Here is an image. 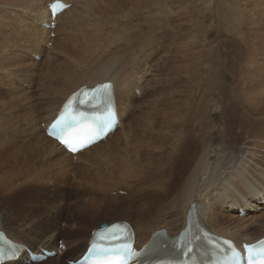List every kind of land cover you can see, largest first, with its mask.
<instances>
[{"label": "rangeland", "instance_id": "374dc122", "mask_svg": "<svg viewBox=\"0 0 264 264\" xmlns=\"http://www.w3.org/2000/svg\"><path fill=\"white\" fill-rule=\"evenodd\" d=\"M175 1L161 0V2H165L167 5L170 4V2L174 3ZM178 1H177L178 3L175 2L177 5L173 3L168 5L170 9L169 13L164 12V13L159 14L160 16L159 15L154 16L153 14L148 13L149 11L132 13L133 9L132 10L130 9L132 12L129 10L128 14H125L124 17H122L121 19L118 17L116 18V16L112 17V15L104 14L102 11L100 12L102 8L100 0H80V5L76 10V14L74 16H71L70 18L71 24L69 25L70 27L67 30L69 37L72 39L71 50L68 53L54 54L52 53V49H50L51 47H49L48 45L46 59L53 56L52 59L50 61L47 60V61L42 62V58L40 56L32 55L31 58L35 63L34 64L31 63L32 66L30 65L29 68H25L24 70L23 69L12 70V67H14L16 64L15 62L12 63L9 61V59L10 58L12 59V57L7 54H12V53L19 54L20 52L19 49H21L23 45H27V48H29V50L31 49V51L34 52L30 40H28L27 37L23 34L24 33L23 30L25 29L30 30L29 24H27V21H26L28 19L27 14L24 12H17V16H16L12 14H3V12L0 11L1 13L0 17L1 16L3 17L4 24L5 25L7 24L6 27L9 25L10 22H12L11 24L13 25V27L9 25V27L12 30L9 28H7L6 30V36H4L5 38L4 41L6 40V42L4 43L3 40H0L1 41L0 42L1 44L0 52L7 50L9 46L14 47V50L11 53H6L5 51L4 54H2L4 56L1 55L0 57V59L2 58L1 60L4 62L3 63L0 60V65H1L0 66V93H1L0 94V98H1L0 99V131L3 132L5 128H8V127L10 129L9 131H11V128L13 126H14L13 127L14 129L17 128L16 130L17 133H15L14 135V138L16 139L12 138L10 140H6L5 137L4 138L2 137L8 143L9 142L12 143V144L9 143L12 150L10 148L6 150L5 149L3 150L0 148L2 152L4 151L3 152L4 154L0 151V182H1V178L5 176L7 178L9 177L10 183H13V184H11L12 185L11 189L5 190L6 194L2 192L0 193V209H3L5 211L8 210L6 212L10 214L11 219L12 218L14 219V214H19V220L17 224L29 222V223H32L33 226H37L38 223L42 224L46 220H49L52 223L53 221L57 219V221L53 225L54 227L53 229H57L58 227L59 231H62L63 233L60 235V238H59L58 249L60 251H63V252L65 251L66 246L63 245L64 241L73 242L76 239H80V242L83 241L85 237L87 236L89 230L97 226L101 221H105L104 223H110L117 219L124 218L125 216L129 217V215H131V220L133 218L132 221L135 222L136 224L138 223V225L141 226L142 224L147 223L152 218H154V216L157 213V205H158L159 194H160L158 191H161L160 184H162L163 182L167 183L165 185H167L168 187V182L172 180V178L170 177L172 175V172L176 170L178 171L181 165L180 156L183 154L184 151H182L183 148L181 150H178L179 148L178 142L181 139H183L185 135H189L187 134L189 133V124H191V134L192 135L200 139H202V137L204 139L206 138V144L205 143L203 144L204 146H206L205 148L211 149L213 145H216V144L219 145L220 142L222 141L223 142V143L221 142L222 147L223 149H225L224 150L225 152L227 151L228 155L230 152V154L234 153L235 156L239 157L241 156L240 154H242L243 151L247 149L253 150L256 153L264 154V148H263L264 147V119L262 120V118H264V102H263L264 101V88H263L264 86L261 87L263 89V90L260 89L261 92L255 91L253 90V88L254 87L256 88V86L250 85L252 81L251 83H249L247 81V77L246 79L245 78L243 79V77L239 75V73L241 74V72H239L240 71L239 69L240 67L244 66L247 56L249 57L252 55L253 59H255L256 56H254L252 52L250 51H248V55L247 53H245L247 51V50L245 51L246 48L243 50L242 43L240 44V42L237 40L239 36L238 33L230 31V30L228 32L227 29L223 26H221V31L220 32L218 31L219 18L223 16L224 14L232 15L234 13V8L236 9V14H237V7H238V4L240 3L239 2L240 0L239 1L238 0L237 1L236 0H193L192 1L191 0L192 2H190V0H187L188 3L185 0H181V1L178 0ZM252 1L254 0H248V2L245 0L244 1L241 0L242 4L241 3L240 4L243 5L244 8L247 6L248 8L247 7L246 8L249 10L250 2ZM27 2H29V0H19L17 4L18 5L21 4L22 6L26 5L22 7V9L25 11H28L29 4ZM182 2L183 4L186 3L189 6L190 5L192 6V4L195 3L196 5H193V7L196 9L195 10L192 9L193 7L188 8L187 9L188 14L187 13L184 14L183 12H186L185 8H184L185 11L184 10L179 11L174 7V6L178 7V4H179V7L182 6L183 4L180 5ZM244 2H247V3H244ZM258 2H259L258 10L262 11V14L264 16V7H263L264 0H259ZM163 4L164 3L158 5L159 10L161 9L159 12H161L162 9H165V6ZM39 5L41 6V8L39 6V10L46 7L44 1L39 3ZM171 8L173 9L175 8L174 9L175 11L172 10L171 12ZM96 9L98 12L95 11ZM191 9H192V13L189 14V12H191ZM157 10L158 9H156V11ZM178 11L179 13L181 12L180 13L181 15L184 14L183 18L181 17V15L180 16L177 15L179 14ZM193 11H194V14H193ZM195 11L197 12V14L195 13ZM101 13L103 14V16L105 15L106 18L103 17ZM135 13H137V15ZM133 14L136 16H134ZM186 14L188 16L185 19ZM19 16L21 19L18 18ZM95 16H98V17H95ZM107 16H108V20H107ZM131 16L132 17L134 16L133 19ZM109 17L111 20L109 19ZM164 17H165V20H163ZM168 18H170L169 23L166 22ZM136 19L137 20L139 19V20L137 21ZM183 20H184V24H183ZM150 21L153 24H151ZM164 22L168 25H165ZM112 23L113 24L115 23V24L113 25ZM161 23H163L164 25ZM105 24L106 26L104 27ZM148 24H149V27H148ZM14 25L17 26V28ZM115 25H116V29L118 28L117 30L115 29ZM180 26H181V29H180ZM98 27L99 29H97ZM109 27H112V28H109ZM174 27H177L176 28L177 30L174 29ZM13 28L14 29L16 28V29L13 30ZM106 28H108L109 30L111 29V32L108 31V29L106 30ZM134 28H136V30ZM182 28H185V29H182ZM227 28H231V27L227 26ZM225 29H226V32H225ZM99 30H101L103 33ZM114 30L116 31L114 32ZM140 30L143 31V34L141 33L142 31ZM105 31L106 33L108 32L107 33L108 37ZM19 32H22V33H19ZM123 32H126V33L129 32L130 34L127 33L129 34L127 36V34ZM230 32H233V33L231 34ZM10 33H11V36H10ZM187 33L188 35H190V37L192 36L191 40L195 35L194 40H198V44H199L198 48L195 47L193 50V47L183 46L182 42L184 43V41H183V37L181 36H184ZM208 33L210 34L207 35ZM224 33H226V35ZM120 34L123 36H120ZM134 34L135 35L138 34L139 35L138 37H140L141 35L143 37L141 36L142 38L140 37L136 41V45H139V46H136L133 51H127L125 50V47L127 44L126 41H129L130 38H131L130 40H133L132 38L133 36L131 35H134ZM78 35L81 37H78ZM100 35H102L101 38H99ZM83 37L86 41L83 39ZM102 38H105L106 40L108 38V40L110 39L109 40L110 42L106 44L108 40L105 42L103 41L104 39ZM100 39L103 42H101ZM119 39L121 40V42ZM123 39H125V41H123ZM206 41H207V44H206L207 47H205V50H204L203 46ZM249 41L247 42L246 47L250 43L252 44L251 40ZM73 43L75 45H73ZM102 43H105L104 47L106 46L105 48L106 51L102 48L103 47ZM2 44L4 45L2 46ZM179 46H182V48L181 47L179 48ZM84 47L86 48V50ZM115 47H117L118 49ZM209 47H211L212 49L214 47V49L212 51L210 50L211 51L210 52ZM99 48L101 49V51H103L102 54ZM186 48H188L190 51H193L195 53L194 55L200 59L199 62L200 63L202 62V63L199 64V66H202L203 64L205 65V66L203 65V67H208L209 65H213L216 70L213 76L217 78V76L219 75L218 85L214 84L213 88L208 89V88H205V84H204V86L201 87L200 92H197L196 97L198 99L195 98L194 106L191 109V111H189V113H187V111L184 110V108L182 107L183 102L180 100L181 97L184 96L183 94H185V92L183 94L179 93L178 95L177 94L169 95L170 99L169 101H166L167 104L164 100H162L163 99L162 97H165V95L167 94L166 92H168L169 94L172 92L173 88L170 84V80L172 78H175V77L177 78L175 82L177 87H174V88H181L182 90H184L185 83L186 82L190 83V80L187 78H190V77L196 78L195 74L197 76L198 74H200V76H202L203 74L201 70H198L197 73L195 71L189 72L191 75L190 76L189 73H187V71L185 72L179 67L176 68L177 66L182 64L183 62L182 60H184L183 64L185 63V57H182V56H185V54L187 53V52L185 53ZM182 50H184V52H182ZM198 51L200 55L198 54ZM215 51L221 56L218 55ZM98 53H99V56H98ZM211 53L215 55V59L213 57V54ZM94 55L98 57L96 58ZM120 55L123 56L122 59L124 60L125 66L127 65L128 62H130L127 65L128 67L124 66V69H125L123 71L124 73L121 74V75H124L122 76L124 77V82L126 84L128 83L127 85H134V83L139 78L143 77L144 79L143 81L145 83L144 85H146V87H145V94L140 99L134 98L135 100H133V97L132 96L130 97V100H129L130 105H128L129 110L126 115L127 117L125 116L123 126L122 128L119 129L118 134L116 136H113L109 140L108 143L105 142L103 145L99 146L98 148L93 149L87 154H84L81 160L79 159L80 162L79 160L70 161L68 159H65L64 157L65 155L60 156V157H54L52 155H49L46 152L45 144L42 141L44 126L43 124L42 126H39V123L41 122V118L45 115L43 113V110L46 109L50 105L52 100L51 99L41 100L39 98L40 91H38V88H40L39 85L41 84L43 79L46 77L47 71L50 69L52 71H58V69L60 68V70L62 71L72 72L71 77L77 78V76L81 73V68L86 73H88V72H91L92 69L90 68V71H89L87 67L89 68V66L92 65L94 62H98L99 60H100L99 62L106 61L108 59H112ZM179 56L182 60H179ZM172 59L173 60L176 59L175 61L176 63ZM89 60L92 62H90ZM180 61H182L181 64L179 63ZM207 62H212V63L209 64ZM189 63L190 65H192V63L194 64V62L191 60H189L188 64ZM131 64H133V66ZM239 64H242V65L240 66ZM171 66L173 67L174 72L176 71V69H178L179 71L182 70L181 73H179L178 71L174 73L172 71ZM21 73L23 75H21ZM144 73H146L147 76H140L141 74H144ZM25 74H27L28 76ZM209 74H210L209 75V79H210L212 76V73L209 72ZM236 75L237 76L239 75L238 76L239 79ZM206 77L207 76H205V78ZM230 77L233 79H231ZM62 78H59L60 80H59L58 85H60V83L63 84L65 80L69 79V78H65V76ZM242 79L243 81L241 83ZM4 82H6V84ZM238 82H240V84H238ZM245 82L247 83L245 84ZM232 83H234L236 86ZM252 84L255 85L254 82ZM7 89L9 90V92H7L8 91ZM242 89L243 90L246 89V90L243 91ZM2 90H4V92ZM220 91L221 93H219ZM136 93H137L136 96L140 97L141 92H136ZM5 94H9V95H5ZM12 94L13 96L15 95L14 97L16 98V101L14 100ZM132 94L134 95L133 90H132ZM245 95L250 96L251 101H247L246 98H244ZM9 96H11L12 98ZM6 97H9V98L7 99ZM227 97H229L232 100H230ZM9 99H11L12 101L14 100V102L11 103L10 102L11 100L8 101ZM4 101H5V104H3ZM226 101L228 102L226 103ZM142 103L143 104L145 103L146 105H143ZM7 105H9V107ZM200 106H201L200 113L197 114L196 109L200 108ZM6 107H8V109ZM163 107L165 108L167 107V108L165 109ZM14 108L15 109L17 108L18 111L15 110ZM148 108H150L149 109L150 111L148 110ZM238 108H241V109H238ZM246 108H248L247 109L248 111H246ZM11 109L12 111L15 110L16 113L15 112L12 113ZM158 109H159V113H158ZM22 110H25L23 111L24 113L22 112ZM140 110L142 111L140 112ZM17 113L19 114L16 115ZM163 114H166V116L170 117V120H171V125L168 127H165L166 129H164V126L162 123L161 116H163ZM188 115L190 119H188L187 117ZM19 116L21 117L24 116L26 118L20 119ZM16 118L18 119L15 120ZM254 118L261 120L259 127L255 126V124L254 126L252 125L254 123L253 122ZM15 121L17 124L15 123ZM7 123H8L7 125L8 127L6 126ZM16 125L17 127L15 128ZM180 125L182 126L180 127ZM256 128H261V129L258 132ZM7 130L8 129L4 131V135L9 132ZM2 132H0V137H1ZM16 136H18L19 139ZM246 137H248V139ZM253 140L256 141L258 144H255L256 142H253ZM211 143H213V145ZM225 143L228 145L226 146ZM259 143H262V145L261 144L259 145ZM21 148H22V151H21ZM241 149H243V151ZM5 152L6 153L8 152V154H5ZM193 152H195L194 149H193ZM190 154L189 155L187 154V155L190 156ZM236 154H238L239 156ZM2 162H4V164ZM166 162L167 164L161 168L160 164L166 163ZM261 164L264 168V164L263 163ZM128 166L130 167L133 166V170L135 171L134 176L136 175L135 177L133 176V178H130L126 176L128 175L127 173ZM38 180H40L41 182ZM38 185L39 187H42L44 189L42 190V188H39ZM117 186L119 189H122L123 191L120 193H118L119 192L118 191L116 192V194L111 193L112 191L118 189ZM0 191H1V188H0ZM124 191L126 193L125 195H124ZM50 199L52 200L50 201ZM60 202H61V205H60ZM141 206L142 208H140ZM122 209H128V214H124V212H121ZM140 211L144 212L145 214L141 213ZM42 214L46 216V219L44 216L40 217ZM93 214H97V215L94 217ZM257 214L253 213L254 216ZM86 215L88 217H86ZM165 217L167 218V216ZM100 219L101 221H99ZM135 220H137V222ZM17 224H14V226H17ZM77 224L78 225L80 224L83 226L81 231L79 230V234L75 235L77 238L72 237L70 238V240H67V237L64 235H66L67 233H71L72 235H74L73 230L75 226H77ZM229 228H232L234 230L235 225H231ZM253 230L256 231L255 234L263 235L264 232L262 231L264 230V222L262 221L259 222L256 227L253 226V229H252V226L251 228L249 227V232L252 233ZM61 236H64V237H61ZM36 250L37 249L32 248V251L35 252ZM60 257L61 255L58 254L53 258H49V260L51 261L48 264H56V260H53V259L56 258L60 260ZM68 258H71V257H68ZM68 258H62V263L68 264V262H70Z\"/></svg>", "mask_w": 264, "mask_h": 264}, {"label": "bare ground", "instance_id": "6f19581e", "mask_svg": "<svg viewBox=\"0 0 264 264\" xmlns=\"http://www.w3.org/2000/svg\"><path fill=\"white\" fill-rule=\"evenodd\" d=\"M18 1L19 0H0V11H2L3 14H12V15H16V16H17V12H24V13L27 14L28 19L26 21H27V24H29V29L31 31L25 29V30H23V32H24L23 34L27 37L28 40H30L34 52H32L31 49L29 50V48H27V45H23V47L21 46L22 48L20 47L21 49L18 48L20 50L19 54H16V53L7 54V55H10L12 57V59L10 58L9 61L12 62V63L15 62V64H16L14 67H12V70H15V69H23L24 70L25 68H29V66L31 65V63H33V64L35 63L32 60V58H31L32 55L40 56L42 58V62L43 61H47V60L50 61L53 56H51L50 58L46 59V53H47V46L48 45H49V47H51L50 49H52V53H54V54H57V53H60V54L68 53L71 50V47H72V39L69 37L67 30L70 27L69 25L71 24V21H70L71 19L70 18H71V16H74L76 14V10H77V8L80 5V0H62L65 3L71 5V7L69 9L65 10L64 12H62L60 15H58L56 17V19L54 20V25H55L54 30L48 29L47 28V25H50L51 22H52V20L50 19L51 17H50V12H49V4L52 3L55 0H29V2H27L29 4V10L28 11L23 10L22 7H24L26 5H24V4H23L24 6H22L21 4L18 5L17 4ZM42 1H44L46 7H44L43 9H40L39 10V6H40L39 3H41ZM170 1H175V0H170ZM177 1H175V2H177ZM185 1L188 3L187 0H185ZM192 1L190 0V2H192ZM245 1L248 2V0H245ZM258 1L257 0H254V1L250 2V9L248 10L247 9L248 8L247 6H246L247 8L246 7L244 8L243 5H241L242 2L240 0L239 2L241 4L240 3L238 4L237 14H236V9L234 8V13L232 15H230V14L229 15L224 14L223 16H221L219 18V21H218V31L219 32L221 31V26H223V27H225L227 29L228 32L230 30V31H233V32L238 33L239 36L237 35L238 36V39L237 40L240 42V44L242 43L243 50L245 48H246L245 51L247 50L246 52L245 51L244 52L247 53V55H248V51H250V52H252V54L254 56H256L255 59L252 58V55L249 56V57L247 56L246 61H245L243 67H240L242 64H239L240 65L239 66L240 67V69H239L240 71L239 72H241V74L239 73V75H241L243 77V79L244 78L246 79V77H247V81L249 83H251V81H252V83L254 82L255 85H253L252 83L250 85L256 86V88L254 87L255 89L253 88V90H255V91H260V89H262L261 87L264 86V80H263L264 79V18L263 17L264 16L262 14V11H259L258 10V6H259V2ZM100 2H101V5H102V8H101L100 12L102 11L104 14L112 15V17L113 16H116V18L118 17V18H121V19H122V17H124L125 14H128V12H129L130 9L131 10L133 9V12L130 10L132 13H134V12H137L138 13V12H142V11L148 12L149 11L148 13L153 14L154 16L159 15V14L164 13V12L165 13H169V10L170 9H169L168 5H170V4L173 3V2L172 3L170 2V4L167 5L165 2H161V0H100ZM175 2L173 4L177 5ZM247 2H244V3H247ZM162 3H164L163 5L165 6V9H162V11L159 12L161 9L159 10L158 5H160ZM212 3H213V1H212ZM182 4H183V2L180 5H182ZM193 5H196V4L193 3L192 6L190 5L191 6L190 7L189 5H187L185 3V4L182 5L183 7L182 6L179 7V4H178V7H176V6H174V7L177 10H179V11H182L185 8L186 9V12H183L185 14L188 11L187 9L188 8H192ZM97 6H98V4H97ZM40 8H41V6H40ZM161 8H163V7H161ZM156 9H158V10L156 11ZM174 9L171 8V12H172V10L175 11ZM192 9L195 10L196 8L193 7ZM192 9H191V12H189V14L192 13ZM95 11H97V9ZM179 11H178V13H179ZM197 12H198V10H197ZM197 12L195 11L196 14H197ZM137 13H135V14L137 15ZM180 13L177 14V15L180 16L181 15ZM187 14L185 15L186 16L185 19L188 16ZM193 14H194V11H193ZM101 15L103 16L102 13H101ZM136 15H134V16H136ZM183 15H181L182 18H183ZM260 15H261V17H260ZM193 16H195V15H193ZM1 17H0V40H3L4 41V39H5L4 36H6V30H7V28L11 29L9 27V25H11L12 27H13V25L11 24L12 22H10L9 25L6 27L7 24L6 25L4 24V19H3V17L2 18ZM95 17H98V16H95ZM103 17L106 18L105 15ZM133 17H132V19H133ZM165 17H164V19L163 18H161V19L165 20ZM174 17H175V15H174ZM18 18L21 19L20 16ZM116 18H114V19H116ZM176 18H178V17H176ZM7 19H9V18H7ZM109 19H110V17H109ZM169 19L170 18H168V20L166 19L167 20L166 21L167 23H169ZM107 20H108V16H107ZM103 21H105V20H103ZM209 21H211V20H209ZM106 22H108V21H106ZM121 22H122V20H121ZM147 22H149V21H147ZM194 22H195V20H194ZM93 24H95V23H93ZM151 24H153V23L151 22ZM161 24H163V23H161ZM164 24L165 25H168L165 22H164ZM183 24H184V20H183ZM181 25H182V23H181ZM105 26H106V24L104 25V27ZM227 26H230L231 28H227ZM15 27L17 28V26H15ZM148 27H149V24H148ZM153 27H154V25H153ZM109 28H112V27H109ZM136 28H134V29L136 30ZM171 28H172V26H171ZM176 28L177 27H174V29H176ZM15 29L13 28V30H15ZM97 29H99V27ZM107 29L108 28H106V30ZM115 29H116V25H115ZM126 29H128V28H126ZM139 29H140V27H139ZM150 29H151V27H150ZM169 29H170V27H169ZM180 29H181V26H180ZM182 29H185V28H182ZM226 29H225V32H226ZM116 30H114V32ZM17 31H19V30H17ZM99 31H101V30H99ZM108 31L111 32V29L110 30L108 29ZM140 31H142V30H140ZM233 32H230V33L232 34ZM19 33H22V32H19ZM105 33H106V31H105ZM107 33H106V35H107ZM123 33H126V32H123ZM127 33H129V32H127ZM135 33H137V32H135ZM141 33L143 34V31ZM52 34H54V35H52ZM126 34H124V35H126ZM129 34H127V36ZM209 34L210 33H208L207 35H209ZM224 34L226 35V33H224ZM134 35H131V36H133L132 37L133 40H130L131 38L130 39L127 38V39H129V41H126L127 44H126L125 50H127V51H133L136 46H139V45H136V41L142 35L140 37H138L139 36L138 34H136L135 36ZM10 36H11V33H10ZM101 36L102 35H100L99 38H101ZM120 36H123V35L120 34ZM17 37H18V35H17ZM78 37H81V36L78 35ZM107 37H108V35H107ZM111 37H113V36H111ZM177 37H179V36H177ZM181 37H183L184 43L182 42V44H183L184 47H187V46L193 47V50H194L195 47L198 48V45H199L198 44V40H194L195 39L194 38L195 35L192 38V40H191V37L192 36L190 37V35H188V33L185 34L184 36H181ZM109 38H110V36H109ZM14 39H16V38H14ZM83 39H84V37H83ZM102 39H104L103 41H105V42L108 40V38H107V40L105 38H102ZM109 40L106 42V44L108 42H110ZM249 40H251L252 44L250 43L251 45L249 44L246 47V44H247V42ZM16 41H18V40H16ZM103 41L101 40V42H103ZM123 41H125V39H123ZM5 42H6V40L4 41V43ZM120 42H121V40H120ZM19 43H17V44H19ZM102 44H103L102 45L103 47L102 46L101 47L105 50V48H106V46L104 47V44L105 43H102ZM206 44H207V41L205 42V44L203 46L204 47V50H205V47H207ZM3 45L4 44H2V46ZM73 45H75V44L73 43ZM0 46H1V44H0ZM212 46H214V45H212ZM81 47H79V48H81ZM144 47H145V45H144ZM180 47L182 48V46H179V48ZM100 48H99V50H100V52L102 54L103 51H101ZM115 48H117V47H115ZM210 48L211 47H209V51L210 50L212 51L214 49V47H213V49L212 48L210 49ZM2 49H3V47H2ZM123 49H124V47H123ZM4 50H5V48H4ZM13 50H14V47L13 46H9L7 48V50H5V51H6V53H11ZM85 50H86V48H85ZM5 51H2L3 53L0 52V57H1L2 54H4ZM78 51H79V49H78ZM80 51H82V50H80ZM179 52H181V51H179ZM182 52H184V50H182ZM195 52H196V50H195ZM215 52H214V54H215ZM185 53H184L185 56H182V57H185V63L183 64L184 60H182L180 58V56H179V60H182L183 61V62L180 61L179 63L181 64V62H182L183 65L181 64V65L177 66L176 68L179 67L180 69L184 70L185 72L187 71V73L192 72V71H195L197 73L198 70H201V72L203 74H202V76H200V74H198V76L195 74L196 78H193V77L187 78V79L190 80V83L189 82H186L185 83L184 90H182L181 88H174V87H177V85L175 83L176 80H177V78L176 77L175 78H172L170 80V84H171V86L173 88L172 89V92L170 94L168 92H166L167 94L165 95V97H162L163 98L162 100H164L165 102L166 101H169V99H170V96L169 95H176V94L178 95L179 93L183 94L185 92V94H183L184 96L181 97L180 100L183 102L182 103L183 104L182 107L184 108V110L187 111V113H189V111H191V109L194 106L195 98H197L196 97L197 92H200L201 87L204 86V84H205V88H208V89L213 88L214 87V84L218 85L219 75L217 76V78L213 76V74H215V72H216L215 67L213 65H209L208 67H203V65H204L203 64L202 66H199V64H201L202 62L201 63L199 62L200 59L197 56L194 55L195 53L193 51H190L188 48H186ZM201 53H202V51H201ZM198 54H199V51H198ZM211 54H213V53H211ZM214 54H213V57L215 59V55ZM96 55H94V56L96 57ZM130 55H131V53H130ZM218 55H220V54H218ZM2 56H4V55H2ZM98 56H99V53H98ZM201 56H202V54H201ZM245 56H246V54H245ZM122 57L123 56L120 55V56L114 57L112 59H108L106 61L99 62L100 61L99 60L98 62H94L92 65L89 66V68L87 67V69H89V71H90V68L92 69L91 72H88L87 71L88 73H86L80 67L81 68V73L77 76V78L71 77L72 76V72H70V71H62V70H60V68L58 69V71H52L51 69L47 71L46 77L43 79V81L39 85L40 88H38V91H40L39 98L41 100H46V99H51L52 100V102L50 103V105L46 109L43 110V113L45 115L41 118V122L39 123V126H42V124L44 126L42 141L44 142L46 152L49 155H52L54 157H60V156H64L65 155L64 156L65 159H68L70 161L79 160V159L81 160V158H82V156L84 154H87L88 152L92 151L93 149L98 148L99 146L103 145L105 142L108 143L109 140L113 136H116L118 134V131H119L120 128H122L123 123H124V118L127 115L128 110H129L128 105H130V103H129L130 97L132 96L133 97V100H135L134 98L140 99L141 97L144 96V94H145V87H146V85H144L145 83L143 81L144 80L143 77L139 78L134 83V85H127L128 83L126 84L124 82V77H122L124 75H121L122 73H124L123 71L125 70L124 69V66H125L124 65V60L122 59ZM167 57H169V56H167ZM174 57H173V59H174ZM189 60L193 61L194 64L193 63H192V65H190V63L188 64ZM93 61H94V59H93ZM173 61L175 62L176 59L173 60ZM90 62H92V61H90ZM128 63H130V62H128ZM128 63H127V65H128ZM207 63L211 64L212 62H207ZM131 65L133 66V64H131ZM66 68H64V69H66ZM171 68H172V71H173V67L172 66H171ZM166 69H167V67H166ZM33 70H32V72H33ZM182 70L179 71L178 69H176V71H178L179 73H181ZM208 71L210 73H212V76H211L210 79H209V75L210 74H209ZM73 73H74V71H73ZM170 73H171V71H170ZM21 75H23V74L21 73ZM25 75H27V74H25ZM63 75L65 76V78H69V77H71V78H69L68 80H65V82L63 84L60 83V85H58L59 80H60L59 78L64 77ZM189 75H190V73H189ZM140 76H147V74L144 73V74H141ZM192 76H194V75H192ZM205 76H207V77L205 78ZM1 79H2V77H1ZM182 79H183V77H182ZM231 79H233V78H231ZM238 79H239V77H238ZM243 79L241 80V83H242ZM233 81H235V80H233ZM105 82H111L114 85L115 97H116V106H117V112H118V117H119L120 123H119L117 129L114 131V133L109 134L108 137L105 140L100 141L99 143H97V144L89 147L88 149H86V150H84L82 152H79L76 155H71L70 153L66 152L65 149L62 146H60L55 140H53V139H51V138H49V137L46 136V128L49 125V123L57 116V114L61 110V108L64 105V103L67 101V99L73 93L77 92L82 87L93 88L96 85L102 84V83H105ZM4 83L6 84V82H4ZM246 83L247 82H245V84ZM232 84H234V83H232ZM238 84H240V82H238ZM9 87H11V86H9ZM239 87H241V86H239ZM229 88H230V86H229ZM10 89H12V88H10ZM132 90H133L134 95L132 94ZM244 90H246V89H244ZM2 91L4 92V90H2ZM5 92H6V90H5ZM7 92H9V90ZM136 92H141L140 97L136 96V94H137ZM219 93H221V91ZM13 94H12V96H13ZM181 94H180V96H181ZM5 95H9V94H5ZM20 95H21V93H20ZM22 95H24V94H22ZM260 95H261V93H260ZM14 96H13V98L16 101V98ZM9 97H11V96H9ZM9 97H6V98L8 99ZM231 97H233V96H231ZM227 98H229V97H227ZM244 98H246L247 101H251L250 100L251 97L248 96V95H245ZM260 98H261V96H260ZM10 100L11 99H9L8 101H10ZM14 100L13 101L11 100L10 102L12 103V102H14ZM230 100H232V99H230ZM147 102H148V100H147ZM227 102L228 101H226V103ZM3 104H5V101H4ZM166 104H167V102H166ZM241 104H243V103H241ZM143 105H146V104L144 103ZM148 105H150V104H148ZM7 106L9 107V105H7ZM8 107H6V108L8 109ZM149 107H151V106H149ZM238 107H240V106H238ZM163 108H165V107H163ZM142 109H143V107H142ZM149 109L150 108H148V110ZM200 109H201V106H200V108H197L196 109L197 114L200 113ZM238 109H241V108H238ZM247 109L248 108H246V111H248ZM15 110H17V108ZM15 110L12 111V109H11V112L12 113L13 112L16 113ZM23 111H25V110H22V112ZM141 111L142 110H140V112ZM214 111H216V110H214ZM15 113H14V115H15ZM158 113H159V109H158ZM18 114L19 113H17L16 115H18ZM186 115H184V116H186ZM1 116H2V114H1ZM19 117H20V119L21 118L22 119L23 118H26L24 116L23 117L19 116ZM157 117H158V115H157ZM187 117H188V119H190L189 115ZM217 117H218V115H217ZM18 118H16L15 120H17ZM161 118H162V123H163L164 129H166L165 127H168V126L171 125L170 117H167L166 114H163V116H161ZM20 119H19V121H20ZM152 119H153V117H152ZM263 119L264 118H262V120ZM259 120L254 118V121H253L254 123L252 125L254 126V124H255V126H258L259 127L260 126V122H261V120L260 121ZM19 121H17V122H19ZM11 122H9V123H11ZM15 123H16V121H15ZM178 123H180V122H178ZM247 124H249V123H247ZM7 125H8V123L6 124V126ZM181 126L182 125H180V127ZM16 127H17V125L15 126V128ZM12 128H11V131H9L10 130L9 127L8 128H5L4 131H6V129H8L7 131H9L5 135H4V131L3 132L0 131V132H2L1 133V137H0V148L3 149V150L4 149L6 150L8 148L11 149L10 144H9L11 142L8 143L6 140H10V139L14 138L15 133H17V131H16L17 128L16 129H14V128L12 129ZM256 129L259 132L261 128H256ZM182 132H183V130H182ZM187 134H189V135H185V137L183 139H181L180 141L178 140L179 141L178 142V147L179 148L177 147L178 150H181L183 148L182 151H184L183 154L180 156L181 165H180L178 171L177 170L176 171H173L172 170L173 171L172 172V175L171 176L169 175L172 178V180L170 182H168V187H167V185H165L167 183H164L163 182L162 184H160V190L161 191H158L160 194H159V200H158V205H157V213L154 216V218H152L149 222L142 224L141 226L138 225V223L136 224L135 222H133L132 221L133 218L131 220V215H129L130 218L128 216H125L124 218L117 219V220H115L113 222H110V223H107V224L110 225V224H113V223H116V222H127L130 225H132V227L135 230V246H136V248L138 250H140L143 246H145L146 244H148L152 240V237H153L154 233L157 232V231L164 230V231H166V233H167L168 236H170L171 238H174V237H176L180 233V231L184 230L188 226H191L193 229L197 228L199 226V224L197 222H192V223H190V224L187 225V222H188L187 221V219H188V212H189V210H192L193 209V207L191 208L192 204H197L199 206V208H200V216H201V220H202L201 221V224L204 227H207L209 230H211L214 234H216L218 236H221L223 238L232 240L237 245V247L240 250H242L243 244H253V243L257 242L258 240L264 238V234L263 235H261V234L260 235L259 234H255L256 231H254V230H253L252 233L249 232V227L251 228V226H252V229H253V226L256 227L259 222H261V221L264 222V168H263V166L261 164V163L264 164V154L256 153L253 150H248V149L243 151V149H245V148H243V149H241L243 151V153L242 154L239 153L241 156H239L238 154H236L239 157L235 156L234 153L233 154H230V152H229V155H228L227 151L225 152L224 151L225 149H223V147H222V144H221L222 141L220 142L221 145L220 144L219 145L218 144L213 145V143H214L213 142V143H211L213 145L211 149L205 148L206 146H204L203 144L204 143L206 144V138L204 139L202 137V139H200V138H197L196 136L192 135L191 134V124H189V133H187ZM2 137L3 138L5 137L6 140H4ZM16 137H18V136H16ZM181 137H183V136H181ZM248 137H249V135H248ZM248 137H246V138L248 139ZM14 139H16V138H14ZM18 139H19V137H18ZM250 142H252V141H250ZM253 142H256V141L253 140ZM262 143H259V145L260 144L262 145ZM255 144H258V143L256 142ZM227 145L228 144H226V146ZM40 147H41V145H40ZM228 148H229V146H228ZM193 149H194L195 152H193ZM8 151H10V150H8ZM21 151H22V148H21ZM242 151H240V152H242ZM5 154H8V152L7 153L5 152ZM20 154H22V153H20ZM187 154L188 155L190 154V156H188ZM135 159H136V157H135ZM80 160H79V162H80ZM44 161H45V159H44ZM167 162L166 163H161L160 164V167L162 168L164 165L167 164ZM2 163L4 164V162H2ZM134 172L135 171L133 170V166L132 167L128 166V168H127L128 175H126V174L125 175L127 177L133 178V176L135 174ZM6 176H8V175H6ZM31 178H32V176H31ZM33 180H34V178H33ZM35 180H37V179H35ZM38 181H40V180H38ZM11 184H13V183H10V178L9 177L7 178V177L3 176L1 178V182H0V188H1L0 193L2 192L4 194H6V191L5 190L11 189L12 188V185ZM41 185H43V184H41ZM38 187H39V185H38ZM39 188H42V187H39ZM117 188H118V186H117ZM158 188H159V186H158ZM43 189L44 188H42V190ZM42 190H40V191H42ZM122 191H123L122 189H119L118 188V189L112 191L111 193L116 194V192L120 193ZM97 193H99V192H97ZM125 194L126 193L124 191V195ZM42 195H43V193H42ZM51 200L52 199H50V201ZM60 205H61V202H60ZM140 208H142V206ZM6 211H8V210H6ZM6 211L3 210V209H0V217L2 218L0 229H1V231H3L5 233L6 237H8L15 244V248L17 250H19L20 252H22V248H21L20 245H24L26 248L30 249L31 251H32V248L33 249H37L35 251L36 253H38V252L40 253L42 249H46L48 251H56L57 254H60L61 255L60 260L59 259H56V258L53 259V260H56V264H64V263H62V258L71 257V258H68V260L70 262H73V261H76L77 259H79L80 256L87 249L88 243H89V241L91 239V236H92V232L94 230L100 228V226L102 224H104V222H105V221H101V219H100L99 221H101V222L97 226H95L92 229H90L89 232H88V234H87V236L85 237V239L83 241H81V242H80V239H76L73 242H70V241H66L65 242L64 241L63 242V245H65L66 247H65V251L63 252V251H60L58 249L59 238H60V235L63 234V233H62V231H59L58 227H57V229H53L54 228L53 225L55 224V222L57 221V219L55 221H53L52 223H51V221L46 220L42 224H39L38 223L37 226H33V224L32 223H29V222H24V223L17 224L18 223V220H19V214H14V219L13 218L11 219L10 218V214L8 212H6ZM121 212H124V214H128V209H122ZM140 212L143 213V214H145L142 211H140ZM253 213H256V214L258 213V214L254 216ZM96 215L97 214H93L94 217ZM42 216H44V215L42 214L40 217H42ZM165 216H167V218ZM44 217L46 219V216H44ZM86 217H88V216L86 215ZM40 219H42V218H40ZM135 221L137 222V220H135ZM14 224H17V226H14ZM82 225H80V224L78 225L77 224V226H75V228L73 230L74 231V235H72L71 233H67L66 235H64V236L67 237V240H70V238H72V237L73 238H77L75 235H78L79 234V230L81 231V229L83 228ZM231 225H235V229L234 230L232 228H229ZM236 228H238V229H236ZM262 232H264V230ZM64 233H66V232H64ZM64 236H61V237H64ZM63 239H65V238H63ZM17 247H19V248H17ZM160 256H167V257L169 256V257H172V258H176L174 254H171V253H168V252L161 253V254L157 255L156 257H160ZM153 258H154V255L151 254V253H149L148 254V259H153ZM50 261L51 260L47 259L46 261L41 262V263H39V262L33 263V262L30 261L29 254L26 251H24V253L21 256V258H19L17 261H13L12 262V261L8 260L6 264H26V263H28V264H48Z\"/></svg>", "mask_w": 264, "mask_h": 264}, {"label": "snow or ice", "instance_id": "6c2138e0", "mask_svg": "<svg viewBox=\"0 0 264 264\" xmlns=\"http://www.w3.org/2000/svg\"><path fill=\"white\" fill-rule=\"evenodd\" d=\"M52 15L55 16L57 11L65 7L59 3H54L51 6ZM111 85L105 84L101 85L96 89L91 90V92L81 91L80 103L96 105L97 102H102L101 97L110 90ZM73 101H69V106ZM83 117H67L61 115V117L53 124V132L50 135L55 134L56 139L60 141L61 144L68 147L71 151H78L77 144L80 147L86 146L84 139L91 135H99L100 130H107L111 128L114 123L113 114L109 110L106 115L97 116L95 129L89 126L87 129L80 128L83 121ZM76 131H73V129ZM94 142L92 139H88V143ZM124 229L121 226H115V230L110 232L107 236H102V240H108L109 243L114 240H120L122 243L106 247L103 244L94 245L93 250L106 254L105 259L100 262V264H132L138 257L139 253L133 250L131 243L127 242V237L123 234ZM199 237L193 239H178L176 241V248L180 251L181 255L190 258L191 254L194 252L195 244L194 241L198 240ZM4 243H8L5 241ZM230 243V242H225ZM231 247V245H230ZM245 250L247 252V264H264V241L258 242L257 245H245ZM17 249L8 244L7 250L5 251V256H15L17 254ZM115 256V258H108L109 256ZM232 255L236 259V264H239V254L232 248Z\"/></svg>", "mask_w": 264, "mask_h": 264}, {"label": "water", "instance_id": "95a60500", "mask_svg": "<svg viewBox=\"0 0 264 264\" xmlns=\"http://www.w3.org/2000/svg\"><path fill=\"white\" fill-rule=\"evenodd\" d=\"M0 224H1V219H0Z\"/></svg>", "mask_w": 264, "mask_h": 264}]
</instances>
